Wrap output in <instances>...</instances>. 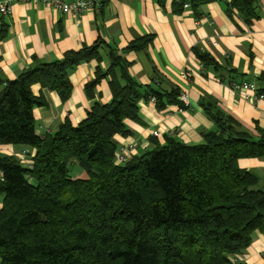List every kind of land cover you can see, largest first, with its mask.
<instances>
[{
    "label": "trees",
    "instance_id": "obj_1",
    "mask_svg": "<svg viewBox=\"0 0 264 264\" xmlns=\"http://www.w3.org/2000/svg\"><path fill=\"white\" fill-rule=\"evenodd\" d=\"M211 1L178 4L197 10ZM257 5L232 0L227 8L250 25L258 19ZM147 41L136 39L128 50ZM101 46L36 64L12 81L0 78V145L35 150L31 167L0 155V264H242L235 257L255 232H264V185L238 162L264 158V138H253L215 102L202 104L216 130L201 144L168 138L116 163L115 136L127 135L126 121H139L142 100L155 99L159 111L183 105L178 90L167 93L134 80L111 47L109 68L98 67L85 91L95 99L96 87L110 75L112 100L94 103L77 126L66 120L53 134H37L34 111L45 102L32 86L67 101L70 73L82 62L100 61ZM74 164L87 178L71 175Z\"/></svg>",
    "mask_w": 264,
    "mask_h": 264
},
{
    "label": "crops",
    "instance_id": "obj_2",
    "mask_svg": "<svg viewBox=\"0 0 264 264\" xmlns=\"http://www.w3.org/2000/svg\"><path fill=\"white\" fill-rule=\"evenodd\" d=\"M99 1L103 2L100 8L81 16L44 4L14 2L11 16L0 17V78L4 81L15 80L36 64L62 60L68 52L103 44L98 50L100 61L82 62L70 73L72 92L67 101L39 84L32 86V93L45 102L34 111L39 136L55 133L66 120L77 126L94 103L112 100L110 75L96 87L95 99L85 91L98 67L109 68L112 47L128 63L134 80L167 93L178 90L183 105L159 111L155 102L142 100L139 121H126L127 135L115 136L116 163L120 164L117 155L122 149L128 150L130 161L165 145L168 138L201 144L204 134L216 130L202 107L207 101L215 102L256 140L264 138V98H260L264 95V0H258V19L250 25L237 10H228L232 0H214L197 10L182 8L179 0ZM136 39L148 41L141 49L128 50ZM230 82H251L257 91L234 90ZM155 131L158 137L153 136ZM23 152L28 160L35 154L29 147L0 145L2 156L21 159ZM238 164L264 185V158L241 159ZM74 178L85 176L79 173ZM2 201L0 197V209ZM234 262L264 264V232H255L251 245Z\"/></svg>",
    "mask_w": 264,
    "mask_h": 264
},
{
    "label": "built area",
    "instance_id": "obj_3",
    "mask_svg": "<svg viewBox=\"0 0 264 264\" xmlns=\"http://www.w3.org/2000/svg\"><path fill=\"white\" fill-rule=\"evenodd\" d=\"M14 2L18 4H44L57 9L63 14L74 16H81L87 10L100 8L103 5V2H100L99 0H0V17L11 16ZM184 9H191L190 4L186 3ZM230 85L234 90L257 91V86L251 82H232ZM260 98H264V95H261ZM151 102H155V99L152 98ZM158 135L157 131L153 132V136L158 137ZM130 149L132 150L133 146H131ZM121 151L122 152L117 155V160L119 163H124L127 161L129 153L126 149H122ZM26 155V152H23V157L20 160L25 166L31 167L32 162L31 160L26 159Z\"/></svg>",
    "mask_w": 264,
    "mask_h": 264
},
{
    "label": "rangeland",
    "instance_id": "obj_4",
    "mask_svg": "<svg viewBox=\"0 0 264 264\" xmlns=\"http://www.w3.org/2000/svg\"><path fill=\"white\" fill-rule=\"evenodd\" d=\"M117 162V161H116ZM125 163V162H124ZM124 163H120V164H124ZM71 169V175L75 177V175L81 173L85 176L86 178V173L77 165V164H74V165H71L70 167Z\"/></svg>",
    "mask_w": 264,
    "mask_h": 264
}]
</instances>
